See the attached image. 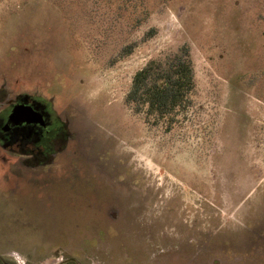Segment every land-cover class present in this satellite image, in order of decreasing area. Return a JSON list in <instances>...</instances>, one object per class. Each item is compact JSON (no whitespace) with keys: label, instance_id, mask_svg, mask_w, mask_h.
Listing matches in <instances>:
<instances>
[{"label":"rangeland","instance_id":"374dc122","mask_svg":"<svg viewBox=\"0 0 264 264\" xmlns=\"http://www.w3.org/2000/svg\"><path fill=\"white\" fill-rule=\"evenodd\" d=\"M182 49L190 103L147 121L132 76ZM17 94L69 135L37 184L0 161L2 261L264 264V0H0Z\"/></svg>","mask_w":264,"mask_h":264},{"label":"flooded vegetation","instance_id":"af4514ba","mask_svg":"<svg viewBox=\"0 0 264 264\" xmlns=\"http://www.w3.org/2000/svg\"><path fill=\"white\" fill-rule=\"evenodd\" d=\"M68 135L64 121L39 98L17 94L13 98L0 100V148L16 159L14 165L11 159L0 153V161L5 164V173L11 170L14 177H20L25 171L27 177L37 184L42 165L50 164L53 154L61 150L58 149L59 145H67ZM68 261L72 262V259L56 264ZM0 264L12 263L4 262L0 258Z\"/></svg>","mask_w":264,"mask_h":264},{"label":"trees","instance_id":"16d2710c","mask_svg":"<svg viewBox=\"0 0 264 264\" xmlns=\"http://www.w3.org/2000/svg\"><path fill=\"white\" fill-rule=\"evenodd\" d=\"M194 88L191 60L185 49L165 58L151 59L132 76L125 102L147 121H173L190 103Z\"/></svg>","mask_w":264,"mask_h":264},{"label":"water","instance_id":"95a60500","mask_svg":"<svg viewBox=\"0 0 264 264\" xmlns=\"http://www.w3.org/2000/svg\"><path fill=\"white\" fill-rule=\"evenodd\" d=\"M56 264V263H55Z\"/></svg>","mask_w":264,"mask_h":264}]
</instances>
